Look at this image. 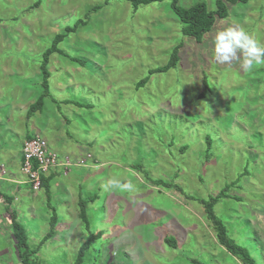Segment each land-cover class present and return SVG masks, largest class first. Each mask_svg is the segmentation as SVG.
<instances>
[{"label": "rangeland", "instance_id": "374dc122", "mask_svg": "<svg viewBox=\"0 0 264 264\" xmlns=\"http://www.w3.org/2000/svg\"><path fill=\"white\" fill-rule=\"evenodd\" d=\"M200 1L216 8L179 4ZM236 25L264 46V0L228 4L201 41L183 34L170 0H0V179H26L22 142L36 134L72 160L38 190L0 180L16 196L0 203V264L29 263L9 206L32 263L75 264L88 247L81 264H264V65L246 72L212 55L215 31ZM177 44L178 63L150 74ZM43 68L49 93L29 116ZM223 189L214 210L249 259L218 242L200 201Z\"/></svg>", "mask_w": 264, "mask_h": 264}, {"label": "trees", "instance_id": "16d2710c", "mask_svg": "<svg viewBox=\"0 0 264 264\" xmlns=\"http://www.w3.org/2000/svg\"><path fill=\"white\" fill-rule=\"evenodd\" d=\"M128 1L131 2L135 8H137L140 4H149L157 0H128ZM170 1H171L172 9L183 23V27H182L183 34L192 37L197 41H201L204 34L212 29L217 16L223 18L228 15V4H237L239 2H247L249 0H216V8L214 10L209 9L207 4L203 1L197 2L188 7H184L180 5L179 0H170ZM68 31H71V29L68 28ZM66 35L67 33H59L55 36L52 46L49 47L44 53L46 59L44 60L42 67L47 66L48 58L50 54L59 51L58 44L66 37ZM180 46L181 44H177L174 46L167 64H165L164 66H159L151 69L150 74L164 70L167 71L173 66H175L179 61ZM43 70H44L43 84L46 86V92L44 93V95L40 96L35 102H33L30 105L28 110L29 116L32 115V113H34L35 111L42 109L44 105L43 98L46 97L49 93V82H48L49 71L47 70V68H43ZM147 80L148 77L141 79L138 83L139 86L143 85ZM51 178L52 175H48V177L45 174L42 175V179H43L42 186L47 185ZM225 190L226 189H223L216 196L212 195L209 199L200 198V201L205 207L206 214L209 220L212 222L213 228H215L216 230V236L218 242L224 247H226L227 250L233 252L234 254H243L245 257H248L249 259L250 257L249 253L246 251L244 247L237 244L233 240V238L228 235L226 224L217 215V213L214 210V206L216 205V203H218L221 198L225 197ZM79 216L82 218L83 221L87 219L85 203L82 202L81 199L79 201ZM56 218L57 217L55 214L51 216L50 221L52 224L57 221ZM12 226L14 230V237L17 240V244L21 248V252L24 251V254H20L21 255L20 260H22L23 263L24 261L25 262L29 261L28 264H37L30 262V258L33 252H31L32 250L28 248V243H27L28 236L26 235V230L17 221L16 215H13L12 217ZM89 244H90V240L86 241L84 246H88ZM86 248L82 247L80 249L77 257L78 261L75 264H81L83 262V258H84L83 256L85 254Z\"/></svg>", "mask_w": 264, "mask_h": 264}, {"label": "clouds", "instance_id": "9594fccd", "mask_svg": "<svg viewBox=\"0 0 264 264\" xmlns=\"http://www.w3.org/2000/svg\"><path fill=\"white\" fill-rule=\"evenodd\" d=\"M212 45L213 59L218 64L236 62L246 72L252 71L256 65H264V46L239 25L217 29ZM125 187L130 188L131 185Z\"/></svg>", "mask_w": 264, "mask_h": 264}, {"label": "built area", "instance_id": "2783aa9c", "mask_svg": "<svg viewBox=\"0 0 264 264\" xmlns=\"http://www.w3.org/2000/svg\"><path fill=\"white\" fill-rule=\"evenodd\" d=\"M92 155L80 158L78 164L85 165ZM59 154L50 148L48 141L40 134H36L24 141L22 147L21 170L27 176L33 190L42 187V175L50 173L52 169L62 166L65 174L71 169L72 160L67 155L61 162ZM3 172H5L4 167ZM2 173L0 172V177Z\"/></svg>", "mask_w": 264, "mask_h": 264}, {"label": "crops", "instance_id": "0c3cea01", "mask_svg": "<svg viewBox=\"0 0 264 264\" xmlns=\"http://www.w3.org/2000/svg\"><path fill=\"white\" fill-rule=\"evenodd\" d=\"M22 147H23V142H22ZM20 158H21V164H22V148H21V156H20ZM2 167H4V169H5V166H4L3 162L0 164V168H2ZM20 170H21V165H20ZM55 172H57V170L56 169H52L50 171V173L45 174V175H47V177H48V175L54 176ZM0 180H7L8 182L13 183V184H17V185L23 184V183H29L27 176H26V179H19V178L15 177V176H10V177L1 178ZM42 182H43V179H42ZM17 188H19V187H17ZM15 197L16 196H12V195H11V197L7 196V194L5 192V188L4 187L0 188V203H2V204H7L8 203V204L11 205V203H13V201L16 199ZM7 207H8V205H7ZM5 215H7L10 219H12L13 215H16V212H15V210L13 208H11L9 206V210H8V212Z\"/></svg>", "mask_w": 264, "mask_h": 264}]
</instances>
